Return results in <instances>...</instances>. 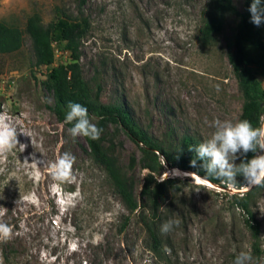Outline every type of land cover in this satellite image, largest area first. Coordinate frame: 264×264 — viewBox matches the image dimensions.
Returning <instances> with one entry per match:
<instances>
[{"label":"rangeland","instance_id":"rangeland-1","mask_svg":"<svg viewBox=\"0 0 264 264\" xmlns=\"http://www.w3.org/2000/svg\"><path fill=\"white\" fill-rule=\"evenodd\" d=\"M232 1L241 7L242 0ZM205 2L0 0V20L22 29L19 49L0 53V113L18 129L17 147L0 156V223L12 228L11 238L0 242V264L5 250L7 264H234L239 253H249L243 213L230 197L246 189L247 181L239 188L206 185L165 167L159 177L184 178L173 182L182 191L184 205L183 215L174 218L178 225L163 237L162 255L148 248L133 213L120 228L128 212L102 167L90 159L83 136L73 138L72 126L49 109L51 93L41 82L46 67L34 63L24 31L25 19L33 12L44 23L61 13L72 18L85 14L89 27L80 40L79 63L87 80L99 70L101 100L122 95L138 122L159 137L173 127L205 142L215 131L214 121L236 123L241 103L225 46L233 16L227 15L211 42L202 43ZM258 27L264 41V23ZM52 45L54 62L67 61L63 43ZM256 75L264 88V72ZM109 137L137 194L145 173L138 147L119 130ZM64 153L75 158L73 178L57 182L52 165ZM130 155L134 161L127 167ZM258 155L264 150L252 158ZM252 210L261 243L253 264H264V187L256 192Z\"/></svg>","mask_w":264,"mask_h":264},{"label":"trees","instance_id":"trees-1","mask_svg":"<svg viewBox=\"0 0 264 264\" xmlns=\"http://www.w3.org/2000/svg\"><path fill=\"white\" fill-rule=\"evenodd\" d=\"M78 1L81 3L83 0ZM251 2L252 0H242L241 7L237 8L232 0H206L201 9L199 39L202 43L211 42L223 29L227 15L233 16L231 33L225 39V46L241 97L236 123L248 120L257 128L261 126L264 114V88L256 75L257 71L264 72V41L259 27L250 22L248 8ZM261 3L264 4V0ZM88 27L87 16L82 13L74 18L61 13L44 23L33 12L26 17L24 23L34 63L46 67L45 77L41 82L51 93L49 109L57 120L63 122L69 102L79 103L88 109L90 121L102 129V132L98 140L83 137L87 153L93 162L102 167L113 191L128 212L123 216L120 228L124 227L129 215L133 213L145 232L148 248L155 255L161 256L164 251L163 237L168 234L161 232V226L182 216L184 205L182 191L173 184L175 180L184 178L159 177L165 167L176 166L193 171L220 186L239 188L246 180L238 175L237 184L233 185L210 176L205 177V172L198 166L201 162L198 161L196 167L191 166L195 153L188 150L203 142L199 136L185 131L177 132L175 128L169 127L164 137H159L138 122L122 95L114 94L107 100H101V84L97 78L99 70L95 69L92 79L87 80L82 75L79 63L80 40ZM53 41L63 43L68 52L67 61L54 62ZM21 44L22 29L14 23L0 20V53L15 51ZM115 130L123 132L138 147L139 163L145 173L137 194L132 189V179L112 152L109 135ZM254 154L251 151L246 156L238 153L234 164L239 166L242 162L246 163ZM133 161L134 157L130 155L127 167H131ZM260 188L252 186L230 193L234 204L243 213V223L249 234V253L254 257L261 253L259 220L252 210L254 197ZM2 263H9L6 250L2 252Z\"/></svg>","mask_w":264,"mask_h":264},{"label":"clouds","instance_id":"clouds-1","mask_svg":"<svg viewBox=\"0 0 264 264\" xmlns=\"http://www.w3.org/2000/svg\"><path fill=\"white\" fill-rule=\"evenodd\" d=\"M248 11L251 23L256 26L264 23V6L261 0H252ZM67 108L64 122L73 124L69 130L73 138L80 136L91 140L100 138L102 129L90 121L86 107L79 103L69 102ZM213 126L215 131L210 139L189 147L188 150L195 153L194 159L190 162L191 166L196 167L199 161L201 163L198 166L205 172V177L210 176L228 184H237L236 177L240 175L247 181V187H264V155L255 156L239 166L232 162L237 158V153L246 156L250 151L264 150V124L254 128L248 120H241L237 123L216 120ZM17 135V127L6 114L0 113V156L10 153L17 147ZM74 160L75 158L70 153H64L52 165L53 179L57 182L72 179ZM174 225H178V222H166L161 226V232H170ZM11 234L12 228L0 223V242L8 241ZM234 264H253V257L248 252H241L236 256Z\"/></svg>","mask_w":264,"mask_h":264},{"label":"bare ground","instance_id":"bare-ground-1","mask_svg":"<svg viewBox=\"0 0 264 264\" xmlns=\"http://www.w3.org/2000/svg\"><path fill=\"white\" fill-rule=\"evenodd\" d=\"M178 172H180L181 174H184V175H189V176H191L193 179H194V181H196V182H201V183H204V184H206V185H212L210 182H208L207 180H205V179H203V178H200L199 176H197L195 173H193V172H191V171H187V170H179L178 168H176V167H173L172 168V173H178ZM206 182H205V181Z\"/></svg>","mask_w":264,"mask_h":264},{"label":"water","instance_id":"water-1","mask_svg":"<svg viewBox=\"0 0 264 264\" xmlns=\"http://www.w3.org/2000/svg\"><path fill=\"white\" fill-rule=\"evenodd\" d=\"M173 167H176V166H169V167H167V168H169L170 170H172V168ZM176 168H178V167H176ZM179 170H186V169H180V168H178ZM187 171H190V170H187ZM191 172H193V171H191ZM193 173H195V172H193ZM196 174V173H195ZM197 176H199L198 174H196ZM200 178H203V177H201V176H199ZM203 179H205V180H207L206 178H203ZM208 181V180H207ZM208 182H210V181H208ZM212 185H215L214 183H212V182H210ZM248 188V187H247Z\"/></svg>","mask_w":264,"mask_h":264}]
</instances>
